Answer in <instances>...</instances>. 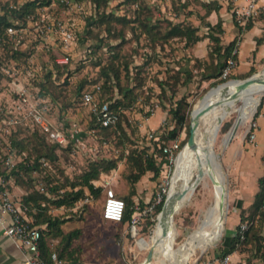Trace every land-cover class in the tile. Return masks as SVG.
<instances>
[{
	"label": "rangeland",
	"instance_id": "374dc122",
	"mask_svg": "<svg viewBox=\"0 0 264 264\" xmlns=\"http://www.w3.org/2000/svg\"><path fill=\"white\" fill-rule=\"evenodd\" d=\"M8 1L23 2L25 0ZM120 2L122 0H112L103 10L112 12L117 16H125L126 19L125 24L111 22L112 28L115 30L121 29L128 40L116 50L110 49V46L119 42V39H114L107 35L104 30V23L87 24L90 16L99 17L97 12L102 11V8L96 11L91 0H73V5L69 8L57 3L47 5V10L45 11L46 21L44 22L39 21L38 14L34 20L24 26L20 25L19 28L22 29L17 32V35L11 36L8 44L9 46H15L19 50L20 55L17 61L8 62L7 64V66H28V70L31 73L29 78L33 86V79H41L42 75L45 78L49 67L53 68L51 70H53L55 81L51 89L53 94L57 96V101L53 106V110L48 111L50 119L52 122L57 121L59 104H69L66 106L64 119L66 122L74 124L78 130H82L80 132L82 144L73 147L68 154L61 156L55 168V174L60 177V180H63L64 176L68 178L78 176L94 160H115L116 167L107 174L112 177L117 176L118 179L121 178L122 181L126 182L127 189L121 194L116 193V188L113 186V190L119 197L127 194L129 190V183L126 179L127 174L130 172L126 163L128 152L130 150H140L146 146L149 147V151L152 150L153 143L158 140L155 138H160L161 134L170 129L174 123L169 109L174 106L177 99L184 96L188 102V106L184 107V111L188 112L187 118L177 137L181 142L187 140L189 135L190 112L204 93L221 82L244 79L251 75L238 78L239 74L244 75L248 69L244 72H238L236 66L232 71L233 76H235L233 78L231 76L221 78L219 75L212 79H200V73L204 66L202 64L203 59H200V61L196 59L188 51L189 49L184 47V42L180 39H172L163 44V46L153 48L144 33L141 32V28L137 27V22L131 21L136 15L134 13L136 7L131 4H121ZM143 2L147 4L150 10L151 22H159L162 31L166 29L167 20H174V7L179 6L183 2H187V6L180 8V18H183L186 12L191 11L192 15L186 22L199 25V35L205 34L207 29L203 25L211 15H215V11H212L210 16H206L207 6L213 7L214 4H222L223 10L227 9L231 18L236 21L233 11L235 0H143ZM263 9L264 7H262L261 11ZM256 16L253 18H256ZM53 18L62 19L74 29V40L67 52L61 48L60 38L55 30L47 29ZM238 45L239 43L237 48ZM244 47L242 43L240 50L242 51ZM208 48L209 43H207ZM114 52L118 54L115 63L120 64V83H129L133 87L135 99H133L127 109L123 110L124 117L122 120L125 135H122L119 131L109 132L105 138H102L100 137L102 135H98L93 130H88L89 110L86 105L82 104L81 95L76 94V88L81 81L85 83L82 89L89 88L94 82L95 84H100L103 80L100 75V68L112 59ZM64 55L69 57L66 63L59 64L55 62V58ZM7 60V53L0 47V62L3 65ZM125 60L128 61L129 76L125 75L123 66ZM37 66H45L46 71L44 73L43 71L40 72L42 74L34 73L33 71L34 75H32L31 70ZM56 66L58 69L55 68ZM252 66L255 68L252 74L262 70L264 68V57ZM185 68L190 69L193 74L192 80L188 84L181 83L184 78L183 70ZM173 74L179 76V81L175 85L172 95V87L170 85L174 79L171 77ZM162 81L167 82L164 85V94L161 93L159 84ZM253 105L255 110L252 115L246 122L236 126L234 135L228 139V143L224 144L223 137L231 129L237 116L236 108L228 109L225 122L223 121V126H220L212 146L216 161L224 177V186L229 203L227 212L225 211L224 214L221 236L209 243L203 250L193 252L186 262L182 261L183 252L177 248L194 229L196 219L200 214L199 210L208 206L212 200V182L210 178L205 177L204 179V175H200L199 182L194 191L191 192V196L173 214V226L171 228L174 235V248L176 249L173 258L159 260L157 255L153 254L149 264H212L215 262V258L221 256L223 245L225 246V242H228L231 232L228 229V219L233 211L231 197L236 193V187L241 181H246L249 184L254 183L259 176L264 174V154L261 156L257 155L254 150L256 142L255 140L250 141L246 133L250 121H256V113H260L264 108V92L260 95H254ZM158 114L162 115V119L154 122L151 117ZM202 123L201 120V125ZM204 128L207 131L208 125L206 124ZM150 133L153 134L152 137H149ZM157 142L159 144L162 143L161 140ZM164 143L168 144L169 142ZM181 149L182 147L177 150L175 157H177L176 155ZM174 162H170L166 158L160 166L159 176L156 179L151 177L145 179L141 194L145 195V192H147L149 197L137 200L141 207H148L151 204L156 191L169 178L166 192L167 190L168 192L170 191ZM104 180H107V177L104 176V173L103 176L100 174L96 184L99 185ZM20 188L22 189V187ZM100 188L97 198L86 193L89 197L88 201H85V197H83L77 201L73 209H57L58 211H56L60 215L71 217L69 225L79 223L76 218L81 216L85 218L88 228L101 227L102 233L96 243L101 246L102 253L109 255L106 264H140L146 257L147 251L154 247V243L160 238V232L155 229L158 213L148 212L142 216L144 218L141 221L142 226L139 229L138 225V229L134 233H131L130 228L127 226L126 230H121V232L125 231L123 236L122 234L117 235L116 232L120 228L118 224L112 220L103 219L101 215L104 188ZM148 219H153V223L149 224ZM252 223L253 226H257L256 233L260 244L259 250L254 242L241 244L238 249L243 252V255L240 260L234 261L233 264H264L262 261L264 257V225H259L256 219H253Z\"/></svg>",
	"mask_w": 264,
	"mask_h": 264
},
{
	"label": "trees",
	"instance_id": "16d2710c",
	"mask_svg": "<svg viewBox=\"0 0 264 264\" xmlns=\"http://www.w3.org/2000/svg\"><path fill=\"white\" fill-rule=\"evenodd\" d=\"M52 1L53 0H25L23 2H10L8 0H0V47L8 55L7 62L3 63V65L2 62H0V89L2 84L10 79V76L5 72V68L8 67V62L17 61L18 56L20 55L19 50L15 46L8 45L11 36L6 33V28L10 26L14 28H19L20 25L24 26L38 16V9L40 7L47 6ZM91 1L94 4L96 11L100 8H102V11L97 12L99 14L98 18L90 16L87 20V24L94 25L104 23V30L107 35H110V37L114 39H119V42L110 46V49L116 50L128 40L125 38L121 29L115 30L112 28L111 22L125 24V16H117L112 12L103 11L105 7H107V4L112 0ZM120 3L131 4L136 7L134 10L136 15L131 21L137 22V27L141 28V32L144 33L147 41L153 48L156 46H163V44L171 41L172 39L183 40L184 47L189 48L202 38H208L209 48L207 58L202 60V64H204V66L202 67V72L200 73V79L207 80L216 78L220 75L225 65L226 58L231 55L232 49L236 44L235 40L230 41L228 44L222 43L221 36L223 28L222 20L220 18L214 24L206 21L203 26H205L207 30L204 35H199V25L186 22L189 17H191L190 15H192L191 11L186 12L183 18H180V8L187 6V2H183L179 6L174 7V20H167L166 29L162 31L159 22H151V16L149 14L150 10L143 0H122ZM220 7V3L217 5L214 4L213 7L207 6L205 12L206 16L212 11L218 12ZM145 12L146 14H144ZM254 20L264 21V9L258 13L256 18H250L243 28L239 26V29H250ZM15 35H17V33ZM233 57L237 61V53L233 54ZM117 58L118 54L117 52H114L112 59L109 60L107 64L101 66L100 75L103 80L99 84V89L96 91V99L100 104L107 103L111 110L118 112V120L113 126L103 127L98 122L96 115L91 114L88 123V130H93L98 135H102L100 136L102 138H105L109 132L114 133L119 131L122 135H125L122 120L124 117L123 110L127 109L131 105L133 99H135L133 87H131L129 83H120V64L117 62L115 63ZM198 60L200 61V59ZM123 66L125 75L129 76L128 61L125 60L123 62ZM55 68L58 69L57 66ZM51 69L53 68L49 67V71L45 74V78L42 75L41 79L36 78L32 80L39 93L48 97L47 106L49 107V112L53 110V106L57 101V96L53 94L51 89L55 81L53 70ZM42 71L43 73L46 71L45 66L42 67ZM254 71L255 68L251 66L244 75L239 74L237 77L240 78L248 76ZM183 72L184 78L181 80V83L188 84L192 80L193 74L191 70L187 68H185ZM233 75L234 74L230 73L227 77L231 76L233 78L235 77ZM171 77L174 78L172 84L170 85L172 87L173 95L175 85L179 81V76L173 74ZM166 83V81L159 82L161 93L163 94L165 93L164 85ZM84 84V81H81L77 85L76 94L82 95L84 91L92 89L95 82L89 88L86 87L82 89ZM67 105L69 104H59L57 113V121L61 124V128L63 130H66L72 125L64 119V113ZM185 106H188V102L183 96L177 99L174 106L169 109L174 123L170 129L161 134L160 138H155L158 139L157 141L161 140V144L155 141L151 151H149V147L146 146L140 150H130L128 152L126 156V163L130 172L127 174L126 179L129 183V190L127 194L120 197L124 201V211L121 219L116 222L120 227L116 232L117 235L121 234V230H123L124 227H129V223L134 212L133 206L135 202L133 200V196L136 194L135 183L146 172L152 173V179H156L159 176L160 166L166 159V155L163 153L162 147L167 145L164 142L168 143L179 136L188 114V112L186 113L184 111ZM258 115L259 112H257L255 116L257 117ZM81 131L82 130H79V132ZM9 139L20 159L16 162L15 167L9 172L6 180L11 179L16 185L22 187L24 190V193H22L19 198L22 206L26 208L25 211L32 217V221L30 223L35 226L45 224V228L43 230L40 229L39 247L41 257L46 261V263H49L47 257L50 258V255L47 254L44 237L59 236L60 241L56 248L57 259H74L75 252L79 250V245H73V243L79 239L82 229L73 228L64 231L61 225L66 221H69L71 217L68 215H60L58 212L51 213L49 210L53 209V207L55 209H73L77 201L85 197L87 194L97 198L99 196L101 186H95L93 181L98 180L100 174H106L110 170L114 169L116 167V161L110 159L94 160L90 162L88 168L83 170L78 176L74 178L64 176L63 180H60V177L55 174V168L59 163L61 156L68 154L69 151L75 147L73 140L70 139L65 146H60L49 140L47 134L42 132L37 126H32L30 128L17 126L12 130L9 135ZM185 141L186 140L180 142L178 149L183 147ZM41 157L44 158L47 165H42V162L40 161ZM257 187L258 189L254 194L253 201L239 214V223L246 224V229L243 232V238L240 237L238 223L234 233L229 238V245L227 249L221 252V255L227 254L234 249H238L241 244L246 242H254L259 250L260 244L258 243V236L256 233L257 226H253L252 220L256 219L259 225H264V174L257 178ZM62 188L66 189L63 192H60V189ZM85 189L87 190V194H85ZM164 198L165 194H163L160 203L156 204L153 210L149 213L154 212L157 214L161 209ZM84 219V217L79 216L76 218V221L80 222ZM143 219L144 218H142L141 221H143ZM148 223L152 224L153 219H148ZM141 226L142 222H140L138 228L140 229ZM262 261L264 262V257Z\"/></svg>",
	"mask_w": 264,
	"mask_h": 264
},
{
	"label": "built area",
	"instance_id": "2783aa9c",
	"mask_svg": "<svg viewBox=\"0 0 264 264\" xmlns=\"http://www.w3.org/2000/svg\"><path fill=\"white\" fill-rule=\"evenodd\" d=\"M61 4L67 8L73 5V0H53L50 4ZM264 7L259 3V0H243L242 4H237L234 7V15L237 23L242 28L246 22L256 16ZM47 6H42L38 9L39 21H46L45 11ZM22 28H14L12 26L6 28V33L12 36L19 32ZM47 29H54L58 34L61 42V48L68 51L71 43L74 40V29L62 19L53 18ZM237 44L232 49L231 55L225 60V65L220 73L221 78H226L233 69L237 66V61L233 54L238 51ZM69 57L67 55L55 58L56 63H66ZM42 71L41 66L35 67L31 70L32 75ZM5 72L10 76L7 82L2 84L0 89V225L3 233L8 236L16 245V247L23 254V264H48L41 257L39 247L40 228L32 225L30 221L22 215L26 210L22 206L20 199L6 186V177L9 172L15 167L16 162L20 159L16 150L11 145L9 135L17 126L30 128L37 126L39 129L47 134V137L52 142L65 146L68 141L73 140L75 146L82 144V139L78 128L72 124L66 130L61 128V124L56 121L52 122L48 114L49 107L47 106L48 97L39 93L38 89L33 86L29 78L30 70L28 66H8ZM99 89V84H94L92 89L84 91L81 95L83 105H86L89 114H95L98 122L103 127L113 126L118 120V112L111 110L107 103H99L96 99V91ZM257 123L251 120L246 133L250 141L256 138ZM152 133L149 137H152ZM180 141L175 138L169 144L162 147L166 158L172 162L175 161V152L178 149ZM42 165H47L43 157L40 158ZM169 180H165L164 185L158 189L154 195V200L148 207H141L138 202L134 203V212L132 214L129 228L131 233H134L137 226L140 224L142 216L151 212L154 206L160 203L163 194H166V187ZM104 201L101 215L103 219L117 222L121 219L124 211V201L117 196L109 181L105 180L102 183ZM64 188L60 189L63 192ZM88 195L84 200L88 201ZM246 229L245 223H239L240 237L243 238V232ZM50 258L53 264H59L54 252L50 253ZM217 264H233L228 254H223L215 258Z\"/></svg>",
	"mask_w": 264,
	"mask_h": 264
},
{
	"label": "bare ground",
	"instance_id": "6f19581e",
	"mask_svg": "<svg viewBox=\"0 0 264 264\" xmlns=\"http://www.w3.org/2000/svg\"><path fill=\"white\" fill-rule=\"evenodd\" d=\"M241 82L242 79H237L214 86L194 104L190 113V124L193 125L196 147L190 148L185 143L175 158L171 189L168 195L186 186L197 171H201L204 179L205 177L210 178L212 182L211 203L199 210L200 214L196 219L194 229L177 248L183 252L182 261L184 262L191 257L193 252L203 250L209 243L217 240L222 233L224 214L229 203L224 177L212 151V146L220 126L226 119L228 109L236 108L237 116L231 127L232 129L234 126V130L237 128L236 126L246 122L254 112V95L264 92V68L254 73L251 82L245 87H238ZM206 124L208 125L207 131L204 128ZM230 132L223 137L224 144L228 143ZM191 192L192 190H189L185 194L180 201V206L188 200ZM155 229L160 232V238L149 250H153L159 260L173 258L176 249L173 243L172 228L170 227L169 231L163 234L159 217L155 223ZM149 263L143 260L140 264Z\"/></svg>",
	"mask_w": 264,
	"mask_h": 264
},
{
	"label": "crops",
	"instance_id": "0c3cea01",
	"mask_svg": "<svg viewBox=\"0 0 264 264\" xmlns=\"http://www.w3.org/2000/svg\"><path fill=\"white\" fill-rule=\"evenodd\" d=\"M243 0H235L234 5L242 4ZM260 4L264 5V0H259ZM212 13V12H211ZM209 14V16L211 15ZM215 15H211L208 18V21L211 24H214L219 18L222 20V43L228 44L230 41L235 40L238 45L237 51V71L244 72L245 70L249 69L255 62L261 60L264 57V21L263 20H254L253 25L248 30H240L239 24L236 23L231 18V15L227 12V9L219 8L218 12H214ZM233 14V13H232ZM208 16V17H209ZM241 27V26H240ZM242 28V27H241ZM238 39V40H237ZM207 43H209L208 38H202L201 40L197 41L194 45L189 47L188 51H190L195 58L197 59H206L207 58ZM244 44V49L240 50V45ZM250 57V58H249ZM154 122H157L162 119V115L158 114L156 116L151 117ZM257 121V130H256V138L255 144L256 148L254 149L258 156L264 154V108L256 117ZM259 148V149H258ZM113 170V169H112ZM118 173V172H117ZM151 172H146L136 183H135V191L136 194L133 196L134 202H137L138 199L145 198L147 199L149 196L147 192L145 195L141 194L142 187L144 184L145 179L151 177ZM103 176V174H102ZM109 181L110 186L113 188L115 186L116 193H123L127 189L126 182L122 181L121 178H117V176L112 177L110 174H104ZM95 180L93 181L95 186H101L102 183L96 184ZM7 188L15 195L16 198L20 199V195L24 193L18 185H16L11 179L5 181ZM126 184V185H125ZM257 187V179L254 183H247L246 181L239 182L238 186L236 187V193L231 197L232 200V212L228 219V229L230 232V236L234 233L237 224L240 221L239 214L242 210H245L248 205L253 201L254 194L256 193ZM87 190L85 189V194ZM57 209L53 208L49 211L51 213H57ZM48 211V212H49ZM22 215L25 216L30 222L32 221V217L26 211L22 212ZM41 230L45 228V224L36 225ZM101 226V225H100ZM64 231L70 230L73 228H80L82 229V233L78 240L74 241L73 245H79V250L75 252L74 259L70 260H60L59 264H106L108 261V254L102 253V248L100 245L96 243V240L100 238V234L102 233L101 227L97 226L96 228H88L87 223L85 220L69 225V221H66L64 224L61 225ZM123 229L126 230V227ZM125 232V231H124ZM123 231L121 232L123 236ZM45 246L47 248V254L50 255L51 252L56 254V248L60 241L59 236H45ZM229 245V240L225 246L223 245L222 252L227 249ZM94 247V248H92ZM230 256V259L234 262L241 259L243 252L239 249H234L231 252L227 253ZM49 263L53 264L51 258H48ZM0 264H23V254L22 252L16 247L14 242L3 233L2 226L0 225ZM212 264H217V262H213Z\"/></svg>",
	"mask_w": 264,
	"mask_h": 264
},
{
	"label": "water",
	"instance_id": "95a60500",
	"mask_svg": "<svg viewBox=\"0 0 264 264\" xmlns=\"http://www.w3.org/2000/svg\"><path fill=\"white\" fill-rule=\"evenodd\" d=\"M253 75L254 74H251L250 76L242 79V82L238 85V87L239 88L245 87L248 83L251 82ZM229 132H230L229 138H231L233 136V133H234V126L231 130L228 131V133ZM186 144H188V146L190 148H193V149L196 147V143H195L194 135H193V125L192 124L189 125V135L187 137ZM178 153H177V155H178ZM200 175H201V171H197L196 174L190 179V181L188 182V184L186 186H184L179 191H176L175 193H173L171 195H168V190H167L163 204L161 206V209L156 216L157 219H159V217L161 219L162 233L163 234H166L169 231V228L173 226V223H172L173 214L178 210V208L180 206V201L183 199L185 194L189 190L194 191L195 187L197 186V184L199 182ZM169 180H170V178H169ZM153 254H154L153 250H149L147 252V255L144 258V260L151 262Z\"/></svg>",
	"mask_w": 264,
	"mask_h": 264
}]
</instances>
